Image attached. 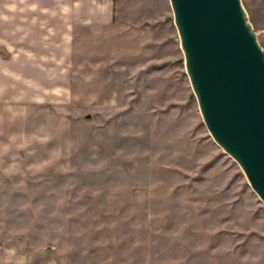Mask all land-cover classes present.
<instances>
[{"label":"rangeland","instance_id":"1","mask_svg":"<svg viewBox=\"0 0 264 264\" xmlns=\"http://www.w3.org/2000/svg\"><path fill=\"white\" fill-rule=\"evenodd\" d=\"M243 2L261 33L264 0ZM168 14L102 40L74 103L38 104L26 177L0 166V264H264V201L206 126Z\"/></svg>","mask_w":264,"mask_h":264},{"label":"crops","instance_id":"2","mask_svg":"<svg viewBox=\"0 0 264 264\" xmlns=\"http://www.w3.org/2000/svg\"><path fill=\"white\" fill-rule=\"evenodd\" d=\"M121 5L122 0H0V166L24 168L26 177L22 152L38 151V104L74 103L76 88L90 85L94 76L88 72L98 70L105 61L101 55L113 48L102 40L120 42L123 22L164 29L171 10L170 0H131L127 5L140 8L139 16L127 21L120 17Z\"/></svg>","mask_w":264,"mask_h":264},{"label":"water","instance_id":"3","mask_svg":"<svg viewBox=\"0 0 264 264\" xmlns=\"http://www.w3.org/2000/svg\"><path fill=\"white\" fill-rule=\"evenodd\" d=\"M206 126L264 201V44L243 0H170Z\"/></svg>","mask_w":264,"mask_h":264},{"label":"built area","instance_id":"4","mask_svg":"<svg viewBox=\"0 0 264 264\" xmlns=\"http://www.w3.org/2000/svg\"><path fill=\"white\" fill-rule=\"evenodd\" d=\"M261 35V37H260ZM259 36V40L262 42V40L264 41V29L261 31V33H258Z\"/></svg>","mask_w":264,"mask_h":264}]
</instances>
